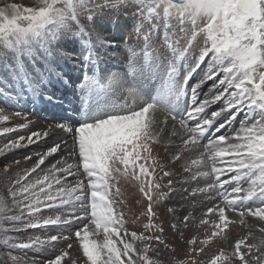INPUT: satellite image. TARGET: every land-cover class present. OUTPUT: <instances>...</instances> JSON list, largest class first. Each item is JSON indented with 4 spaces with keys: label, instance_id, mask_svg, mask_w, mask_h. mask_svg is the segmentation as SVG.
<instances>
[{
    "label": "snow or ice",
    "instance_id": "1",
    "mask_svg": "<svg viewBox=\"0 0 264 264\" xmlns=\"http://www.w3.org/2000/svg\"><path fill=\"white\" fill-rule=\"evenodd\" d=\"M106 12L131 14L129 35L137 40L135 48L129 46L126 69L119 73L104 74L95 50L97 44H116L95 31L97 19ZM69 35L89 37L75 61L76 79L55 64L59 42ZM0 69L7 73L0 76V98L6 102L29 97L34 103L62 105L63 100L49 92L59 85L74 89L83 110L75 126L55 125L71 135V145L67 140L48 144L35 153L32 167L14 179L4 166L7 194L0 195V242L7 248L51 250L44 264H161L153 257L168 245L164 228L154 223V205L171 202L177 193L175 173L162 169L161 180L168 177L167 183H154L156 162L148 164L151 145L161 132L175 145L174 160L191 159L185 166L191 175L184 182L188 187L182 186L183 198L193 207L204 198L223 199L205 213L219 230L211 237L227 227V210L264 220V0H35L31 7L0 0ZM194 76L199 78L190 84ZM208 84L201 99V89ZM238 117L240 127L232 135L221 131ZM11 119L0 114L2 123ZM29 123L3 127L0 136L28 129ZM210 131L220 134L200 151ZM49 135L50 130H29L0 147V156L47 143ZM121 177L139 182L146 198L140 213L147 221L142 232L129 231L124 214L115 207ZM200 178L206 180L204 186ZM229 184L234 198L221 191ZM249 201L254 207L245 209ZM45 210L57 214L44 216ZM169 211V225L178 236H184V229L191 231L192 212L177 218L174 207ZM208 223L200 218L201 225ZM49 226L58 231L46 239L21 241L11 235ZM90 235H102V240L88 242ZM211 237L199 243L195 237L186 239L192 259L177 264H204L203 245ZM74 238L81 241L82 256L70 251ZM11 264H20L19 258L11 256ZM207 264H264V238L259 243L237 240L230 253L220 251Z\"/></svg>",
    "mask_w": 264,
    "mask_h": 264
},
{
    "label": "rangeland",
    "instance_id": "2",
    "mask_svg": "<svg viewBox=\"0 0 264 264\" xmlns=\"http://www.w3.org/2000/svg\"><path fill=\"white\" fill-rule=\"evenodd\" d=\"M3 2L18 3L22 7H31L34 6L35 0H3ZM108 16L111 19L118 18L126 21L127 19H125V17L128 16V14L112 12V13H108ZM100 20L103 22L101 23L104 25L103 28H105V30H97L96 28L97 25L95 24L94 25L95 31L100 35H102L106 40H111V39L116 40L117 38H119L120 34L118 32L115 33V31L120 30L121 28H122L121 36H124L126 31L129 30L130 32L132 31V27H130L132 24V20H129L130 22L128 24H125V26L122 23V21L116 20L115 24L113 25V32H111V27H110L111 24H109L108 20H104V19H100ZM82 24L86 29H89V25L87 24L86 18H82ZM92 39L95 41V35L92 36ZM80 41H83L84 44L85 39L84 38L82 39V37L80 36L73 37L71 35L66 36L63 40H61L59 42L60 47L58 48V55L55 57V64L56 65L69 64L70 60H72V63L75 65V61L81 51V48H78L76 44L78 43L80 46H83V44ZM109 62H113L112 58H110ZM119 63L120 61L117 64ZM6 75L7 73L4 72L2 69H0V76H6ZM209 86L210 84L205 85L203 89H201L202 92L201 99L203 98V95L208 92ZM33 104L35 103L29 97H25L19 100L18 102H6L4 98H0V110H3L2 112H0V114H6L12 117V119L7 123L0 122V129H2L3 127H15L20 124L30 122L28 129H23L18 132H13L8 134L7 136H0V147H2L5 143H8L11 139L18 138L20 135H27L29 133V130L32 131L50 130V135L47 138V143H45V141H40L37 144L29 145L27 147L20 149H14L11 152H6L4 155L0 156V195L7 194L5 182L3 180V169L5 165H8L12 170V177L14 179L17 174H23L24 169L32 167L33 161L36 158L35 153L43 151L48 144H51L53 142H60L61 140H67V138H65V136L62 134L63 132L55 130V128H53V125H51V123L49 122L43 123L42 121H40L39 118H36L33 115V113H31L29 107H31V105ZM16 112H19L21 115L19 116L14 115V113ZM241 120L238 121V123H240ZM233 125L234 124H232L230 127L232 130H235L236 126L233 129ZM68 144L71 145L70 143ZM152 144L155 145L157 150L160 151L165 157L166 162L163 161L161 164V166H163V170H172L175 173L174 187L177 190L175 198L171 202H169L168 200H164L160 204L154 205V210L157 209L156 213L157 216L159 217L158 220L156 218L154 219V223H159L164 228L163 236L165 237V243L168 245V247L163 248V246H161V253L158 254V257L154 256L153 258L154 259L159 258L161 264H177L178 261L192 259V257H189L191 255L188 254L190 250L185 246L186 239H192L193 237H195L197 238L199 243L200 241H204L206 240V238L208 239L209 237H211L213 231H219V230L214 227L213 218L210 215L203 216L200 211L199 212L195 211V210H200L201 203L205 204V201L206 202L210 201L209 199L204 198L199 203L194 202L195 207H193V205L189 204L187 200L183 198V196L181 195L182 186L188 187V184H185L184 182L189 178L191 173L185 171V166L190 165L191 159H186L183 161L174 160L173 154L176 150L175 145L167 142V140L164 138V132H161L160 139ZM28 155H31L33 159L25 160L24 157ZM196 155L198 156L199 153H197ZM191 158H195V157H191ZM16 161H19V163L17 164ZM192 171H196V168L193 167ZM162 174L163 173L161 169L155 170L153 174L154 183L159 182L162 185L167 183V180L169 178L164 177L161 180ZM118 182L120 183L118 184V187L120 188L121 196L125 197V203H124L125 210L124 212L122 211L126 221L125 227L127 226L129 228L130 225L134 224L137 221V219L139 218L137 212L141 213L144 210L147 201L146 198L143 196V194L140 193L139 191V182L125 180L123 177H121ZM191 183L193 184L195 182H191ZM165 190H166L165 188L160 189V191H165ZM165 205H167V207H165ZM205 205L207 206L208 204ZM173 207L176 209L177 218H179L182 215H186L188 212H192L195 217L191 231H189L188 229H184V236H178L169 225V220L173 216V213L170 212L169 209ZM207 207L205 210H207ZM205 212L207 211L204 212L202 211L203 214H205ZM55 214L57 213H54L52 210H45V212L43 213L44 216L55 215ZM201 217L208 219L209 223L206 225H201L200 224ZM215 221L219 222V218L215 217ZM172 222L174 223L175 221L173 220ZM143 223H146V221L145 222L142 221V224ZM262 226H264V220H261L256 217V219L247 220L244 229H241L242 231L241 234H236L230 231L226 233L223 231V233L225 234H222L221 231L220 235L211 237L210 241H208L207 244L203 245V247L206 250L205 254L203 255L204 264H207V261L214 254H218L220 251L224 250L226 253H230L234 249L233 246L235 245V242L237 240L245 239L246 243H253V242L259 243V241L262 238H264V233L260 232V228ZM92 227L94 228V226ZM57 231L58 229L55 226H49L48 230L28 229L27 231H23V232L12 233L11 235L13 236L14 239H18L21 241H28L30 238H35L37 236H39L41 239H46L48 236L56 234ZM239 232L240 230H238L237 233ZM100 240H102V235L100 236L90 235L88 242L100 241ZM80 244L81 241L74 242V247L72 250H70L73 252L74 257L77 254L79 256L83 255L82 249H80ZM165 253H168L169 255L165 257L164 255ZM51 254H52L51 250H41L39 248L27 249V250L10 249L4 246L2 242H0V261H6L7 264H11V256L18 257L20 260V264H44V262L51 257ZM78 264H82V261H79Z\"/></svg>",
    "mask_w": 264,
    "mask_h": 264
},
{
    "label": "bare ground",
    "instance_id": "3",
    "mask_svg": "<svg viewBox=\"0 0 264 264\" xmlns=\"http://www.w3.org/2000/svg\"><path fill=\"white\" fill-rule=\"evenodd\" d=\"M234 129V128H233ZM237 129H239V127L238 126H236V129L235 130H237ZM222 132H224L225 134H228V135H232L234 132H232V131H234V130H232L231 129V127H228V128H226V129H222L221 130ZM212 131H210L209 132V134L207 135V137L203 140L204 142H206V144L208 143V136L210 135V133H211ZM220 133H217L216 134V136H218ZM215 137V136H214ZM211 139H213V138H211ZM210 139V140H211ZM204 145V144H203ZM203 150V149H202ZM226 159H229L228 157H226ZM228 175V174H227ZM227 175H225V176H223V178H226L227 177ZM205 183H206V180L204 179V178H200V185H205ZM193 186H195V183H193L192 184ZM207 199V198H206ZM205 204H208L207 206H212L213 204H223V202L221 201V199H220V197H216V199L215 200H210V201H205ZM205 204H203V203H201V209L200 210H195L196 212H201V214L203 215V216H205V214H203L202 213V211L204 212V211H207V210H205L206 209V205ZM198 209V208H197ZM206 213V212H205ZM240 218V217H239ZM237 219V218H236Z\"/></svg>",
    "mask_w": 264,
    "mask_h": 264
}]
</instances>
